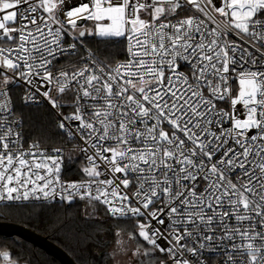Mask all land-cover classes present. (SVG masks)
Here are the masks:
<instances>
[{
  "label": "snow or ice",
  "instance_id": "6c2138e0",
  "mask_svg": "<svg viewBox=\"0 0 264 264\" xmlns=\"http://www.w3.org/2000/svg\"><path fill=\"white\" fill-rule=\"evenodd\" d=\"M85 37L126 59L79 55ZM13 88L82 142L81 179L24 147ZM49 199L133 220L131 264H264V0H0V202Z\"/></svg>",
  "mask_w": 264,
  "mask_h": 264
},
{
  "label": "trees",
  "instance_id": "16d2710c",
  "mask_svg": "<svg viewBox=\"0 0 264 264\" xmlns=\"http://www.w3.org/2000/svg\"><path fill=\"white\" fill-rule=\"evenodd\" d=\"M84 39L97 58L105 63L113 64L125 56L119 45L105 44L97 37ZM19 91V88H13L14 113L22 121L27 141L43 145H66L71 142L59 129V121L49 107L22 104ZM68 109L65 107L62 111L66 113ZM71 157V162L66 160V165L76 168V172L67 177L75 178L79 176L77 167L80 162L79 157ZM0 221L19 224L46 236L75 264H115V254L119 251L116 244L118 231L128 247H135V242L127 240L128 233L134 228L133 220L105 216L102 206L94 210L87 207L84 201H75L68 206L53 203L0 205ZM0 247H7L13 257H19L21 264H62L43 249L15 235H0Z\"/></svg>",
  "mask_w": 264,
  "mask_h": 264
},
{
  "label": "built area",
  "instance_id": "2783aa9c",
  "mask_svg": "<svg viewBox=\"0 0 264 264\" xmlns=\"http://www.w3.org/2000/svg\"><path fill=\"white\" fill-rule=\"evenodd\" d=\"M71 40H67L66 41V44L67 43H70ZM87 49H91L89 46H87V44H85V47L84 48H80L78 50V54L81 55V56H85L87 55ZM126 59V53H125V56L122 60L120 61H123ZM76 61V56L73 55V56H70L68 57V59H64V58H61L60 60L57 61L56 63V69L58 70H71L73 69L74 67H77L78 65L75 63ZM120 61H117V62H120ZM115 62V63H117ZM113 63V64H115ZM20 91H19V97H20V100H21V103L24 104V105H28V106H38V105H46L47 107L50 108V106L46 103V102H41V103H31V102H25L23 97H24V94H25V89L24 88H19ZM68 108V107H67ZM51 109V108H50ZM51 111L54 113V115L57 117L58 121H59V118L58 116L56 115V112L54 110L51 109ZM70 111H72L71 108L68 109V111L66 113H64L65 115L68 114ZM13 118L15 119H18L19 121H21L20 117H18L14 112H13ZM21 128H22V131H23V127H22V121H21ZM24 134V133H23ZM69 139V138H68ZM71 142H69L68 144L66 145H43V144H40V147L42 148H46L49 152H51V150L53 148H60L62 149V152H63V155L65 157V159L67 160L68 157H71V152L72 151H77L78 147H81L83 146L82 145V142L79 140V138L77 137L76 139H69ZM34 141H27L25 139V136H24V147L27 148L29 143H32ZM78 153V151H77ZM79 157V162H80V165L77 167V172L79 173V169L80 167L84 164V156L83 154L81 153H78V156ZM76 172V168H70V167H67V165L65 166L64 168V173H63V177L64 179L66 180H79L81 179V174L79 173V176L78 177H67V175H70L72 173ZM75 201H80V200H75ZM73 201V202H75ZM28 203H45V204H49V203H53V204H64L65 206H68L69 203H65L59 199H55V200H52V199H49V200H41V201H28V202H24V201H21V202H15V203H5V202H0V205H11V204H28ZM71 204V203H70ZM203 258L206 260L207 264H218V261L220 259V257H218L215 253L213 252H208V251H205L204 254H203Z\"/></svg>",
  "mask_w": 264,
  "mask_h": 264
},
{
  "label": "water",
  "instance_id": "95a60500",
  "mask_svg": "<svg viewBox=\"0 0 264 264\" xmlns=\"http://www.w3.org/2000/svg\"><path fill=\"white\" fill-rule=\"evenodd\" d=\"M0 235L18 236L51 254L62 264H75L64 250L51 242L46 236L40 235L19 224L0 221Z\"/></svg>",
  "mask_w": 264,
  "mask_h": 264
},
{
  "label": "rangeland",
  "instance_id": "374dc122",
  "mask_svg": "<svg viewBox=\"0 0 264 264\" xmlns=\"http://www.w3.org/2000/svg\"><path fill=\"white\" fill-rule=\"evenodd\" d=\"M85 38H89V37H85ZM98 38V37H97ZM77 151H73L71 152V155H73L74 157H77L78 153ZM126 248L131 249V247H128L127 244L124 245ZM115 264H131V261L128 259V257L122 252V251H118L115 254Z\"/></svg>",
  "mask_w": 264,
  "mask_h": 264
},
{
  "label": "bare ground",
  "instance_id": "6f19581e",
  "mask_svg": "<svg viewBox=\"0 0 264 264\" xmlns=\"http://www.w3.org/2000/svg\"><path fill=\"white\" fill-rule=\"evenodd\" d=\"M24 136H25V135H24ZM76 154H77V153H76ZM77 156H78V155H77ZM78 159H79V158H78ZM79 165H80V164H79ZM68 167H69V166H68ZM72 167H73V166H72ZM72 167H71V168H72ZM73 168H74V167H73Z\"/></svg>",
  "mask_w": 264,
  "mask_h": 264
}]
</instances>
